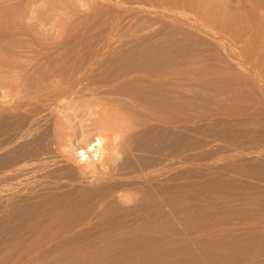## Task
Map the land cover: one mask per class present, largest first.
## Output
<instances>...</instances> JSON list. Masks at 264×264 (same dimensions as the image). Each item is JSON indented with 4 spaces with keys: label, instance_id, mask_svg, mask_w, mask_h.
Returning <instances> with one entry per match:
<instances>
[{
    "label": "rangeland",
    "instance_id": "374dc122",
    "mask_svg": "<svg viewBox=\"0 0 264 264\" xmlns=\"http://www.w3.org/2000/svg\"><path fill=\"white\" fill-rule=\"evenodd\" d=\"M119 1L130 8H145L154 15L138 14L143 23L135 33L141 35V39L134 40L135 37L130 41L128 36L121 38L123 41L110 40L111 45L102 51L98 50L102 43L100 45L97 39L102 38L105 32L102 26L111 20L116 10L102 6L105 0H100L102 3L96 0H0V264H264V0ZM96 30L99 37L95 35ZM57 43L68 46L62 53L68 51L66 55H74L70 58L79 59L80 64H85V59L98 63L79 79L80 86L85 85L89 77L91 80L102 78L101 74L104 77L102 65L122 54L128 53L127 65L122 71L138 72L137 77L142 76L144 70L146 73L149 69L146 66L155 60H159V64L155 61V67H162V61L170 56L164 65L177 75L173 78L175 83L166 84L165 88L170 89L168 98L167 90L164 87L163 90L165 98L174 102L170 106L173 109L168 110V114L164 112L167 117L170 113L169 118L173 113L172 122V118L169 122L167 117H162L164 123L155 124L159 122L151 120L138 128L133 124V116L118 113V119L115 110L111 109L113 114L108 111L110 105L103 100L106 96L114 98L113 95L101 97L86 92L57 101L51 107L55 109L48 108L47 113L44 110L39 115L41 118L35 120L37 126L34 123L35 126L30 127L32 132L25 128L28 132L22 134V137L26 134L25 138H11L26 120L24 126L28 124L27 118L14 114H17L15 104L26 100L18 101L19 96L27 94L30 97L27 101H35L49 91V82L39 87L37 84L43 81L40 72L56 61L42 62L32 68L38 62L35 50L52 48ZM133 46H143L149 51L141 49L135 53ZM162 53L168 56L162 57ZM238 53L243 55L240 60L234 58ZM71 66L67 68L73 71L75 68ZM67 68L64 70L69 71ZM130 85L128 82L123 87L124 92H131L133 85ZM151 85L154 90L160 88L157 84V88ZM32 86H37L38 90L29 89ZM146 86L142 80L138 91L141 87L147 92L151 87ZM125 97L124 94L115 96L131 113L133 108L129 109V104L134 107L133 104L138 106L139 102L129 96L126 101ZM145 108H136L132 113L140 115ZM123 109L120 113L127 112ZM130 123L133 129L137 127L135 135L129 130ZM104 124L130 125L131 128H125L129 130L126 134L131 131L128 136L125 130L116 131L117 136L123 132L122 137H117L119 141L134 135L132 148L119 147L121 157L115 160L118 165L125 163L128 170V166H132L134 170H130L134 172L142 165L145 168L147 163L149 167L158 164L160 167L164 162H171L172 179L166 181V176H162L155 183H158L157 188L160 183L165 187L173 186L170 189L176 194L170 201L172 209L168 206L165 210L162 205V208L153 207L157 211L162 209L155 221H142L148 212L136 210L138 207L131 198L133 195L134 202L138 197L140 203L148 204L150 198L167 196L164 190L148 187L150 182L147 185L144 182L147 187L143 186V181L140 185L135 183L141 188L137 191L121 190L112 194L107 191L101 198L108 202L101 206L90 200L96 192L91 194L83 188V194L76 195L73 191L79 180L84 179L78 171L80 163L75 158L74 146L81 142L79 136L93 137ZM53 127H58L59 131ZM102 164H98L101 168L94 173L99 181L107 176ZM61 212L62 217L57 220L56 215ZM140 226L156 232L150 237L144 231L142 235L141 231V236L130 240L132 231L138 227L136 231L140 232ZM145 238L149 240L144 241Z\"/></svg>",
    "mask_w": 264,
    "mask_h": 264
},
{
    "label": "bare ground",
    "instance_id": "6f19581e",
    "mask_svg": "<svg viewBox=\"0 0 264 264\" xmlns=\"http://www.w3.org/2000/svg\"><path fill=\"white\" fill-rule=\"evenodd\" d=\"M96 1H98V3L100 2V0H96ZM173 1H178V0H173ZM179 1H181V0H179ZM178 1V3H180ZM100 3H102V2H100ZM258 3V2H257ZM257 3H256V5H257ZM102 6H110V7H112L114 10V12H115V15H112V18L111 17H109V18H111V20L109 19V21L104 25V26H102V27H104V33H102L101 35H102V38H101V36H100V39H97V40H100L99 41V44L101 45V43H102V45H101V47H99L100 49H98V50H102L103 51V49L104 48H106L109 44H110V40H112V41H120L121 40V38H123V37H127L128 38V36H129V38L131 39H129L130 41H132V39H134L135 37V39L134 40H137V39H141V35L140 36H138V34H136L135 32H136V30L135 29H137V27L140 25V24H142V23H140L141 21H139V19H138V14H140V13H142V12H147L148 14H152V15H154V13L152 12V11H150V10H147V9H145V8H140V7H136V8H130V7H127V6H125L122 2H120L119 0H105V3H102ZM202 10V9H201ZM202 13V12H201ZM113 14V13H112ZM140 17V16H139ZM150 19H152V18H150ZM104 20V19H103ZM100 21H102V20H100ZM143 21V20H142ZM149 22H150V20H149ZM145 23V22H144ZM152 23V22H151ZM151 25V24H150ZM98 26V25H97ZM141 26V25H140ZM145 26V25H144ZM152 26V25H151ZM99 27H100V25H99ZM153 27V26H152ZM94 29V28H93ZM96 29V28H95ZM98 29V28H97ZM103 30V29H102ZM152 30L154 31V29L152 28ZM97 31H99V30H96V34L95 35H98L97 34ZM88 33V32H87ZM92 34V33H91ZM90 34V35H91ZM94 34V33H93ZM132 35H134V37L133 38H131L130 36H132ZM145 36V35H144ZM144 36H143V38H144ZM98 37H99V35H98ZM97 38V37H96ZM185 38V37H184ZM93 39V38H92ZM124 39V38H123ZM126 40V39H125ZM163 40V39H162ZM92 41V40H91ZM102 41V42H101ZM121 41H123V40H121ZM142 41V40H141ZM76 42V41H75ZM125 42V41H124ZM127 43H128V41H127ZM146 43V42H145ZM201 43V42H200ZM132 44V43H131ZM142 44V43H141ZM170 44V43H169ZM98 45V44H97ZM111 45V44H110ZM137 45V44H136ZM148 45V44H147ZM123 46H125V45H123ZM129 46V45H128ZM127 46V47H128ZM69 47H71V46H69ZM121 47V46H120ZM143 47V46H142ZM139 48L138 46H133V52H135V53H137V52H139L141 49H143V48ZM67 48H68V46H63L61 43H57L54 47H52V48H43V49H37V50H35V55H36V59H37V63L36 64H33L32 65V68L33 67H36V65H38L39 66V64H41L42 62H48V61H50V60H55L56 61V63H53V64H51V66H50V68L49 69H46V70H42V72H40V77H42L41 78V80H43L40 84H37V86L38 85H43V84H45V83H47V82H49L48 83V89H49V91H47L45 94H41L39 97H35V95H34V98L33 99H35V101H33V100H29V101H27V99H29L30 97H28L27 96V94L23 97V95L21 94V96H19V98H18V101H21V99L23 98H25L26 100H23L24 102H19V103H16L15 105V107H13L14 109H16L17 111V114L16 113H14L17 117H20V116H23V117H25V118H27L28 119V124H26V126H24V124L27 122V120L24 122V124L22 125L23 127L21 128V130L20 131H18V129L16 130L17 132H16V136H11V138H16L17 139V136L19 137V139L22 137V134H24V132L26 131V127L28 128V130L30 129V127L31 126H37V124H36V122H35V120L37 119V118H41L39 115L45 110L46 111V113H47V110L46 109H51V110H53V109H55V108H51L52 106L54 107V105L57 103V101H61V100H65L66 98H68L69 96L71 97V96H78V95H83V94H85L86 92H87V94L89 93L90 94V92H91V94L92 95H101V97L102 96H106V95H113L114 96V98L111 96V97H108V99H107V96L105 97V99L106 100H103L104 102H106L107 104H108V106H109V108H110V110H109V108H108V111H111L110 113H112V110L111 109H113V111L115 110L116 111V113L118 114H120L121 116L122 115H124V114H126V115H130L129 117H131L132 118V116L134 117V122H133V124H135V126H141V127H144V126H142V125H144L145 124V122L147 121V122H149V121H151V120H155V122L157 121V122H159V123H155V124H160V122L161 123H164L165 122V119H163L164 117L166 118L167 116V114H168V110L170 111V110H172L173 109V107H171L170 108V106H172L173 104L172 103H174V102H170L171 101V99L169 98L168 100L165 98V90H163V87H164V89H166L165 87H167V85L166 84H169V85H171L172 83H175V81L173 82V78L177 75L174 71H171L170 70V68H168V67H166L164 64L166 63V60H168L169 59V57L170 56H168L167 54V56H168V58L167 59H165V61H162L164 64H162L163 66L161 67V65L158 67V69L155 67V61L157 62V61H159V60H155L154 61V63H152V61L153 60H151V62L150 63H152L150 66L149 65H147L146 67H149V69L146 71V73H145V70L143 71L144 72V74H142V76H136L135 74H137L138 72H126L125 70L124 71H122V69L124 68V67H126L125 65H127L126 63H127V60H128V53H126V54H122V55H120V56H118V57H116V58H113V59H111V60H108L107 62H105V60L103 61V62H105L103 65L105 66H103L102 65V68H103V71H104V77L102 76V74H101V77L102 78H100V79H95L94 78V80H91L90 79V77L89 78H87L89 81L85 84V85H83V86H80V82H79V79L83 76V75H85V74H87L89 71L91 72V70H92V68H93V66L95 65V64H98V63H96V62H94V61H91V62H88L86 59V61L84 60L83 61V63L85 62V64H80L79 62H77V60L79 61V59H77V60H75V59H73V57H72V59L70 58L71 56H74V55H70V57L68 56L70 53H68L67 55H66V52H68V51H65L64 53H62L65 49L67 50ZM72 48V47H71ZM108 48V47H107ZM171 48V47H170ZM130 49V48H129ZM69 50V52H70V49H68ZM72 50V49H71ZM105 50V49H104ZM143 50H146V49H143ZM230 50V49H229ZM101 51V52H102ZM121 51V50H120ZM142 51V50H141ZM147 52L149 51V50H146ZM146 51H143V52H146ZM186 51V50H185ZM73 52V51H72ZM78 52V51H77ZM126 52V51H125ZM124 52V53H125ZM128 52V51H127ZM131 51H129V53H130ZM79 53V52H78ZM74 54V53H73ZM90 54V53H89ZM103 54V53H102ZM105 54V53H104ZM118 54V53H117ZM131 54V53H130ZM133 54V53H132ZM163 54V53H162ZM222 54V53H221ZM34 55V56H35ZM88 55V54H87ZM98 55V54H97ZM165 54H163V56L162 57H167L166 55L164 56ZM170 55V54H169ZM234 55V54H233ZM236 56H234V58H236L237 57V59H239L240 60V58L242 59V56L243 55H241V53H238V54H235ZM66 56H68L67 58H65ZM85 56V55H84ZM116 56V55H115ZM159 57H161V54L159 53V55H158ZM182 56V55H181ZM216 56V55H215ZM100 57V56H99ZM75 58H77L76 57V55H75ZM154 58V57H153ZM69 59V60H68ZM82 59V58H81ZM109 59V58H108ZM155 59H157V57L155 58ZM162 59V58H161ZM164 59V58H163ZM171 59H173V58H171ZM204 59V58H203ZM202 59V60H203ZM218 59V58H217ZM66 60H68L67 62H66ZM130 60V59H129ZM170 60V59H169ZM236 60V59H235ZM239 60H237V61H239ZM97 61V60H96ZM149 61V60H148ZM147 61V62H148ZM173 61H175L174 59L172 60V62ZM222 61V60H221ZM236 61V62H237ZM242 61V60H241ZM97 62H100V61H97ZM123 62V63H122ZM130 62V61H129ZM168 62H170L171 63V61H168ZM244 62V61H243ZM79 63V64H78ZM118 63H121L122 65H120L119 67H121V68H119V67H113V66H115L116 64H118ZM146 63V62H145ZM144 63V64H145ZM158 64H159V62H157ZM170 63H167V64H170ZM179 63V62H178ZM43 64V63H42ZM45 64V63H44ZM143 64V65H144ZM147 64V63H146ZM145 64V65H146ZM157 64V65H158ZM160 64H161V62H160ZM70 65H72L74 68V70L72 71L71 69L72 68H67V66H70ZM145 65L143 66V68H145ZM175 65V64H174ZM38 66H37V68H38ZM71 66V67H72ZM101 66V65H100ZM165 66V67H164ZM240 66V65H239ZM80 67V68H79ZM155 67V68H154ZM170 67V66H169ZM37 68H36V70H37ZM64 68H67L69 71H67V70H64ZM76 68H78V69H76ZM97 68V67H96ZM101 68V69H102ZM172 68V67H171ZM99 69V68H98ZM138 69V68H137ZM156 69V71H154V70ZM173 69V68H172ZM35 70V69H34ZM35 70V71H36ZM98 71V70H97ZM179 71V70H178ZM181 71V70H180ZM183 71V70H182ZM142 72V73H143ZM103 73V72H102ZM229 73H231V72H229ZM228 73V75H229V77H230V74ZM227 74V73H226ZM232 74V73H231ZM239 74V73H238ZM98 75V74H97ZM96 75V76H97ZM175 75V76H174ZM227 75V76H228ZM235 75V74H234ZM240 75V74H239ZM179 76V75H178ZM184 76V75H183ZM187 76V75H186ZM192 76V75H191ZM245 76V75H244ZM189 77V76H188ZM224 77V76H223ZM235 77H236V75H235ZM240 77V76H239ZM191 78V77H190ZM232 78V76L229 78V79H231ZM234 78V77H233ZM130 79H132V80H130ZM138 79V80H137ZM226 79V78H225ZM39 80V79H38ZM40 80V81H41ZM134 80H136V82H134ZM140 80H141V82H140ZM142 80H143V82L144 83H146V88L148 87V86H150L151 84H153V86L154 87H156V84H157V87L158 86H160V88L159 89H157V90H154L151 86V88L149 89V90H147V92L148 93H150V95L146 92V91H144V90H146V89H144L143 90V88H144V86L143 85H141V86H143V88L141 89V87H140V90L142 91V93H140V90L138 91V89H139V85H140V83H142ZM180 80V79H179ZM200 80V79H199ZM203 80V79H202ZM205 81H207L208 79H207V77H206V79H204ZM146 81H148V82H150V83H148V82H146ZM180 81H182V80H180ZM204 81V82H205ZM224 80H222V82H223ZM228 80L226 79V81H224V82H227ZM25 82V81H24ZM23 82V83H24ZM130 83L131 85L130 86H132L133 85V87H132V89H130L131 90V92H129L128 90V93H127V91H125L124 92V86L126 87V84L127 83ZM134 82V83H133ZM137 82H140L139 84L137 83ZM183 82H185V81H183ZM224 82H223V85H224ZM188 83V82H187ZM211 83H213L212 81H211ZM134 84H137L138 85V88H137V85L136 86H134ZM150 84V85H149ZM158 84H161V85H158ZM177 84V83H176ZM206 84V83H205ZM204 84V85H205ZM207 84H208V82H207ZM218 84H221V82L220 83H218ZM257 84V83H256ZM26 85V84H25ZM164 85V86H163ZM166 85V86H165ZM182 85H184V84H182ZM189 85V84H188ZM27 87H31L30 85H26ZM25 86V87H26ZM37 86H35V87H33V88H29V89H34V88H36ZM45 86V85H44ZM161 86H162V88H161ZM229 86V85H228ZM39 87V86H38ZM156 87V88H157ZM174 87V86H173ZM226 87V83H225V86H224V88ZM245 87V86H244ZM23 88H24V86H23ZM137 90H136V89ZM170 88V87H169ZM37 89V88H36ZM41 89V88H40ZM26 90H28L27 88H26ZM31 90H30V93H31ZM38 90V89H37ZM167 90V89H166ZM209 90V89H208ZM24 91V90H23ZM33 91V90H32ZM36 91V90H35ZM26 92H28V91H26ZM25 91H24V93H26ZM42 92V91H41ZM168 92L170 93V89L169 90H167V93H166V96H167V98L169 97L167 94H168ZM209 92V91H208ZM145 93H147V94H145V95H148V97H146L144 94ZM213 93V92H212ZM244 93V92H243ZM32 94V93H31ZM86 94V95H87ZM90 94V95H91ZM124 94V96L126 95V97H125V100H126V98H128L127 96H129V97H131V98H135L136 99V101H138L139 102V104H138V106H137V103H136V106H135V104H133L134 105V107L133 106H131V104H129L128 106H129V109L131 108H133V111L135 112V111H137V110H135L136 108L137 109H139L140 107H141V109L143 108L144 109V106L146 107L145 108V110L144 111H142L143 113L142 114H140V115H134L133 113V111L131 110V113H130V110H129V112L127 111V109L125 110V107H123L122 106V103L121 102H119L118 100L120 99V97L119 98H115V96L116 97H118V95H123ZM145 96H143V95ZM32 95V96H33ZM172 95V94H171ZM26 97H28V98H26ZM95 97V96H94ZM101 97H97V98H101ZM111 98H113V99H111ZM123 98V97H122ZM216 98V97H215ZM79 99V98H78ZM124 99V98H123ZM128 100H130V99H128ZM17 101V102H18ZM83 101V100H82ZM120 101H124V100H120ZM127 101V100H126ZM126 101H124V103L126 102ZM130 101H132V100H130ZM173 101V100H172ZM179 101V100H178ZM134 102V101H133ZM135 103V102H134ZM141 104H146V105H142L141 106ZM172 104V105H171ZM61 105V104H60ZM123 105H125V104H123ZM149 105H151V106H149ZM181 106V105H180ZM231 107V106H230ZM61 108V107H60ZM124 108V109H123ZM170 108V109H169ZM225 108V107H224ZM237 108V107H236ZM48 109V110H49ZM107 109V108H106ZM120 109H121V111H120ZM122 109H123V111L125 110V111H127V112H124V113H120V112H122ZM223 109V108H222ZM233 109V108H232ZM50 110V111H51ZM117 110H118V112H117ZM175 110V109H174ZM226 110V109H225ZM141 111V110H140ZM139 111V112H140ZM182 111V110H181ZM227 111V110H226ZM229 111H231V110H229ZM235 111H237V110H235ZM240 111V110H239ZM238 111V112H239ZM52 112V111H51ZM50 112V113H51ZM164 112L165 113H167L166 115L164 114ZM232 112H234L233 110H232ZM55 113H56V111H55ZM116 113L114 112V114H115V116L116 117H118V119H120V115L118 114V115H116ZM229 113V112H228ZM240 113H242V112H240ZM239 113V114H240ZM2 114V113H1ZM52 114V113H51ZM113 114V113H112ZM138 114V113H137ZM172 115H173V113H171ZM183 114V113H182ZM238 114V115H239ZM165 115V116H164ZM169 115H170V113H169ZM169 115H168V119H169V122H170V119H171V122H172V120H173V118L175 117H172V115H171V117L169 118ZM233 115V114H232ZM235 115H237V114H235ZM234 115V116H235ZM42 116V115H41ZM115 116H113V117H115ZM177 116V115H176ZM231 116V115H230ZM43 117V116H42ZM53 117V116H52ZM107 117V116H106ZM127 117V116H126ZM125 117V118H126ZM163 117V118H162ZM108 118V117H107ZM109 118H110V116H109ZM108 118V119H109ZM111 119V118H110ZM114 118H112V120H113ZM176 119H177V117H176ZM40 120V119H39ZM116 120V119H115ZM124 120V119H123ZM185 121V120H184ZM23 122V121H22ZM40 122V121H39ZM113 122V121H112ZM111 122V123H112ZM152 122V121H151ZM34 123H35V125H34ZM40 123H42V122H40ZM107 122H105V124H106ZM111 123L109 122V124L111 125ZM150 123V122H149ZM44 124V123H43ZM58 124V123H57ZM104 124V125H105ZM133 124L131 125V123H130V125H131V127H130V125L129 126H126V127H128V129L129 128H131V129H129V130H132V134H133V132H134V130L137 128V127H135V129H133L134 127H133ZM154 124V125H155ZM165 124H167V122L165 123ZM164 124V125H165ZM103 125V124H102ZM115 124H113L112 125V127H110L109 125L108 126H104V127H101L100 129H99V131H98V133H96L93 137H84L85 135H81V133L79 134V135H81V136H79L80 138H79V140L81 141H79L80 143H78V145H76V144H74V145H76V146H74V150H73V152H74V154L76 155V157L75 158H77L78 159V162L80 163V170H78L79 171V174H81L82 173V175H81V178L82 177H84V179H80L79 180V183H78V185L76 186L75 185V187H76V190H74L72 187H71V189H73V191H75L76 192V195L77 194H79L80 192H82V189L83 188H87L89 191H86V192H90L91 191V194H92V191H93V194L94 195H96L95 197H92V196H90V194H89V196L90 197H92V199L90 198V200H92V202H94V201H96V204L97 205H99V206H101V205H103L104 204V202H106L107 200H103L101 197H102V195L103 194H105V192H107V191H109L111 194H112V192H116V191H121V190H123V191H125V190H135V191H137V188L138 189H141L140 187H139V185L141 184L140 182L141 181H143L142 182V184H143V186L144 187H150V188H156V190L155 189H152V191H158V190H164V192L166 191V192H168L167 193V196H166V192L164 193L165 194V196L166 197H164L163 199L161 198H157V196L155 197V199H153V200H151L152 198H150V202L147 204V202L145 203H143L142 201H141V203H143V204H141L139 201L140 200H138V197L136 198V202H137V204H136V202H134V199L135 198H133L134 196L133 195H131L132 197V200H133V202L132 203H135V207H136V205H137V207L138 208H136V210L138 209V211H140V210H142V211H147L148 212V214L146 213V212H144V213H146V216H145V218H143V220L142 219H140V220H142V221H146V219L147 220H149L150 221V219H153L154 221H155V218H158L159 216H160V214H161V212L159 213V211L161 210L162 211V209H158V211L156 210H154V208L155 207H157V208H159V207H161L162 208V206H163V209H164V207H165V210H166V207H170V209H172L171 208V204L172 203H170V201H171V199H173V197H174V194H176V193H173V191L171 190V189H173L172 187V185L171 186H167L166 185V187L165 186H163V183H160L159 184V187L157 188V184L158 183H155V181L156 182H158V179H161V177L162 176H166L165 177V179H166V181H168V180H171L172 178V175H170L171 174V165L172 164H170L171 162L170 161H168V162H170V163H167V164H165V162H164V160H163V164L162 163H160V164H162V166H160L159 167V164L156 166V167H149L148 165H149V163H147L146 165L148 166H146L145 168H143L144 167V165H142V168H140V169H138V167H137V171H134V172H131V170H134V169H131L132 168V166H128L129 167V170H130V172H129V170L128 169H126V167L127 166H125V165H127V164H125V163H121V165H118V162H116L117 160H119V159H117V158H119V157H121V155L119 154V152L120 151H122V150H119V147L121 146L122 148L124 147V148H127V149H129V148H132L131 146H133V139L131 138V137H133L134 135H135V132H136V130H135V132H134V135L133 136H131V137H129L128 139H126L125 138V140H123L124 139V137H123V141H119V139L117 138V137H122V134H123V132H124V130H125V134H126V132H128V131H126V127H124L123 125V127L122 126H120V125H118V126H114ZM161 125H163V124H161ZM161 125H159V126H161ZM120 126V127H119ZM147 126H149V125H147ZM150 126H152V124H150ZM149 126V127H150ZM21 127V126H20ZM105 127H107V128H105ZM109 127V128H108ZM114 127V128H113ZM140 127V128H141ZM153 127V126H152ZM155 127V126H154ZM158 127V126H157ZM54 129H56V130H58L59 131V129H57L56 127H53ZM113 128V129H112ZM126 128V129H125ZM139 128V127H138ZM156 128V127H155ZM34 129V128H33ZM159 129V128H158ZM31 130V131H30ZM29 131L30 132H32V128L30 129ZM53 130V129H52ZM118 130H123V132L120 134V136H117V135H119L118 133H116V131H118ZM137 130H139V129H137ZM147 130V129H146ZM55 131V130H54ZM18 132H19V135H18ZM27 132V131H26ZM30 132H29V135H30ZM131 132V131H130ZM130 132L129 133H127V134H130ZM138 132V131H137ZM147 132V131H146ZM13 134L15 135V130L13 131ZM27 134H28V132H27ZM57 134H58V132H57ZM126 134V135H127ZM128 136V135H127ZM26 137V134H25V136L24 137H22V139L23 138H25ZM55 137V136H54ZM57 138V137H56ZM60 138V137H59ZM62 138V137H61ZM117 139H118V141H117ZM6 140V139H5ZM7 140H8V138H7ZM21 140V139H20ZM19 140V141H20ZM58 140V139H57ZM121 140V139H120ZM135 141V140H134ZM6 142V141H5ZM10 142V141H9ZM13 142V141H12ZM16 142V141H15ZM11 143V142H10ZM14 143V142H13ZM59 143V142H58ZM82 143V144H81ZM138 144H139V142H138ZM3 145V144H2ZM62 146H63V144H61ZM65 145V144H64ZM21 146V145H20ZM71 147V146H70ZM69 148V147H68ZM140 148V147H139ZM124 150H126V149H124ZM134 150V149H133ZM3 152V151H2ZM126 152V151H125ZM21 153V152H20ZM60 153V152H59ZM121 153V152H120ZM119 154V155H118ZM41 155H43V154H41ZM119 156V157H118ZM73 157V156H72ZM143 157V156H142ZM43 159V158H42ZM117 159V160H116ZM123 159V158H122ZM116 160V161H115ZM170 160V159H169ZM38 161H40V160H38ZM42 161V160H41ZM40 161V162H41ZM113 162L112 164H111V162ZM115 161V162H114ZM160 161V160H159ZM22 162V161H21ZM45 162V161H44ZM186 162V161H185ZM43 163V162H42ZM99 163H103L102 164V166L104 165V169L106 168V172H107V176L103 179L102 178V180H100L99 181V179L98 178H96V176L94 175V173L98 170L99 171V167H100V165H99V167H98V164ZM117 163V164H116ZM116 164V165H115ZM143 164V163H142ZM37 165V164H36ZM122 165H123V167H122ZM129 165V164H128ZM138 165V164H137ZM135 166V165H134ZM133 166V168H136V166L134 167ZM154 166V165H153ZM45 167V166H44ZM131 167V168H130ZM101 168V167H100ZM21 169V168H20ZM30 169V168H29ZM79 169V168H78ZM24 170V169H23ZM77 170V169H76ZM127 170V171H126ZM41 171V170H40ZM57 171H59V170H57ZM47 172V171H46ZM77 172V171H76ZM170 172V173H169ZM184 172V171H183ZM24 173V172H23ZM53 173V172H52ZM61 174V173H60ZM102 174V173H101ZM39 175V174H38ZM43 175H45V174H43ZM105 175V174H104ZM168 175V176H167ZM54 176V175H53ZM69 176V175H68ZM43 177V176H42ZM60 178H63V177H60ZM78 178V177H77ZM65 180V179H64ZM38 181V180H37ZM154 181V182H153ZM73 182V181H72ZM138 182H139V185L138 186H136V184L135 183H137L138 184ZM144 182H145V184L146 183H148V182H150V183H148V185L147 186H145L144 185ZM161 182V181H160ZM183 182H186V181H184L183 180ZM166 184H169V183H166ZM181 185H183V183L181 184ZM62 186H64V185H62ZM127 186V187H126ZM142 186V187H143ZM65 187H66V185H65ZM183 187V186H182ZM185 187V186H184ZM27 188V187H26ZM171 188V189H170ZM166 189V190H165ZM175 189V188H174ZM85 190V189H84ZM148 190V189H147ZM168 190V191H167ZM169 190H171V191H169ZM72 191V192H73ZM149 191V190H148ZM64 192V191H63ZM125 192H128V191H125ZM161 192V191H160ZM177 192V191H176ZM85 193V192H84ZM117 193V192H116ZM158 194H160L159 192H157ZM70 194V193H69ZM82 194H83V192H82ZM86 194V193H85ZM173 194V195H172ZM181 195V194H180ZM80 196V195H79ZM88 196V197H89ZM105 196V195H104ZM120 196V195H119ZM123 196V195H122ZM125 196V195H124ZM176 196V195H175ZM82 197V196H81ZM85 197H87V196H85ZM182 197V196H181ZM84 198V197H83ZM94 198V199H93ZM105 199H106V197H104ZM183 198V197H182ZM184 198H186V197H184ZM108 199V198H107ZM148 199V198H147ZM160 199V201H158ZM88 201H90L89 199H87ZM113 200V199H112ZM131 200V201H132ZM87 201V202H88ZM85 202V201H84ZM108 202V201H107ZM73 203V202H72ZM87 204V203H86ZM93 204H95V203H93ZM95 204V205H96ZM113 204V203H112ZM179 204V203H178ZM134 205V204H133ZM157 205H159V206H157ZM162 205V206H161ZM51 206V205H50ZM94 206V205H93ZM154 207V208H153ZM178 207V206H177ZM65 208V207H64ZM83 208V207H82ZM91 208V207H90ZM153 208V209H152ZM57 209V208H56ZM112 209V208H111ZM119 209V208H118ZM130 209V208H129ZM169 209V208H168ZM169 209V210H170ZM63 210V209H62ZM131 210V209H130ZM54 212H56V211H54ZM132 212V211H131ZM167 212H169L168 210H167ZM166 212V213H167ZM53 213V212H52ZM59 213V212H58ZM95 213V212H94ZM141 213V212H140ZM163 213H165L164 211H163ZM162 213V214H163ZM165 213V214H166ZM63 213L61 212V214H58V215H56V219L58 220L59 218H61ZM143 213H141V215H142ZM170 214V213H169ZM168 214V215H169ZM52 215H55V214H52ZM164 215V214H163ZM61 216V217H60ZM149 216V217H148ZM162 216V215H161ZM66 217V216H65ZM97 217V216H96ZM143 217V216H142ZM163 217V216H162ZM55 218V217H54ZM115 218V217H114ZM61 220V219H60ZM117 220V219H116ZM133 220V219H132ZM166 220V219H165ZM134 221H136V220H134ZM152 221V220H151ZM150 221V222H151ZM169 221V220H168ZM118 222V221H117ZM133 222V221H132ZM148 222V221H147ZM146 222V223H147ZM127 223V222H126ZM130 223H131V221H130ZM136 223H138V222H134V224H136ZM140 223V222H139ZM144 223V222H143ZM166 223V222H165ZM129 224V223H128ZM132 224V223H131ZM167 224V223H166ZM166 224H165V226H166ZM119 225H120V223H119ZM126 225V224H125ZM143 225V224H142ZM150 225H152V224H150ZM172 225V224H171ZM124 226V225H123ZM137 226H139V225H137ZM145 226V224L143 225V227ZM147 226H149L148 224H147ZM161 226V225H160ZM163 226H164V224H163ZM105 227V226H104ZM132 227V226H131ZM130 227V228H131ZM141 227V226H140ZM143 227H141V229H139L140 230V232H138V230L136 231V229L138 228H132V229H135V232L134 231H132V238H130V240L132 239V240H134L135 238H138L139 236H141V234L143 233V231L145 232V233H147V236H149L151 233H153L155 230H149V228L146 230V228H144L143 229ZM167 227H169V225H167ZM166 227V228H167ZM83 228V227H82ZM98 228V227H97ZM154 228V227H153ZM158 228H160V227H158ZM164 228V227H163ZM165 228V229H166ZM157 229V228H156ZM168 229H170V228H168ZM85 230V229H84ZM160 230V229H159ZM128 231H130V229L128 230ZM141 231H142V233H141ZM169 231V230H168ZM47 232V231H46ZM156 232V231H155ZM160 232H161V230H160ZM170 232V231H169ZM169 232H167L168 234H169ZM106 233V232H105ZM154 234V233H153ZM131 235V234H130ZM129 235V236H130ZM139 235V236H138ZM142 235H144V233L142 234ZM138 236V237H137ZM169 236H170V234H169ZM171 236H172V234H171ZM114 237V236H113ZM150 237H151V235H150ZM149 237V238H150ZM166 237H167V235H166ZM123 238V237H122ZM128 238V237H127ZM162 239V238H161ZM141 240H143V239H141ZM149 239H147V238H145L144 239V241H148ZM65 241V240H64ZM154 242V241H153ZM160 257V256H159Z\"/></svg>",
    "mask_w": 264,
    "mask_h": 264
}]
</instances>
